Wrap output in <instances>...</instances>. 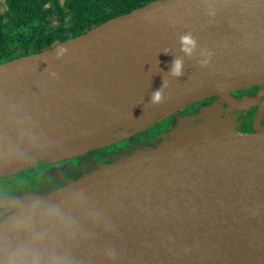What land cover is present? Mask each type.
<instances>
[{
	"label": "water",
	"instance_id": "water-1",
	"mask_svg": "<svg viewBox=\"0 0 264 264\" xmlns=\"http://www.w3.org/2000/svg\"><path fill=\"white\" fill-rule=\"evenodd\" d=\"M189 32L199 49L177 80L167 73ZM59 48L67 52L58 59ZM201 51L211 54L207 67ZM163 79L165 102L154 106ZM253 84H264V0L155 1L0 64V173ZM182 127L177 139L27 206L0 197V264L29 242L57 264H264V128L238 131L217 103ZM22 218L30 232L18 227Z\"/></svg>",
	"mask_w": 264,
	"mask_h": 264
},
{
	"label": "trees",
	"instance_id": "trees-1",
	"mask_svg": "<svg viewBox=\"0 0 264 264\" xmlns=\"http://www.w3.org/2000/svg\"><path fill=\"white\" fill-rule=\"evenodd\" d=\"M0 1L8 7L4 16L0 13V64H3L42 53L159 0H64V5L62 0ZM5 18L10 22L8 28L4 26ZM54 18L58 21L56 26L52 22ZM124 143L126 140L116 142L120 146ZM148 145L143 143L124 152L133 153Z\"/></svg>",
	"mask_w": 264,
	"mask_h": 264
},
{
	"label": "rangeland",
	"instance_id": "rangeland-1",
	"mask_svg": "<svg viewBox=\"0 0 264 264\" xmlns=\"http://www.w3.org/2000/svg\"><path fill=\"white\" fill-rule=\"evenodd\" d=\"M61 4L64 5V0L61 1ZM7 12L8 7L6 3L4 1H0V13L4 16ZM52 22L54 26L58 24V21L55 18L52 20ZM9 23V19L5 18L4 26L6 28L9 27ZM235 91L237 90H233L229 93H233ZM225 96L226 94H222L213 97L216 99H223ZM210 98L182 106L179 110L159 117L151 122V124L145 125L142 128L139 127L137 129L132 128L121 131L120 133L114 135L112 139L97 143L90 147H86L81 151H75L63 156L48 159L49 169L47 166H44L45 169H43L41 172L42 176L45 177L61 179L67 168L75 167L78 164L77 167L73 169V173L65 181H47L43 184H39L38 181L35 182L32 180V178H28V175L23 176V173H27L29 166H20L14 168L10 172H2L0 173V178L3 176L7 178L0 180V196L10 194H13V196H19L23 200V205L27 206L33 202H36L46 194L56 191L66 186L68 183L97 170L101 165H105L104 163L107 161L112 163L124 158L127 154L125 152H118L116 149V142H122L127 138L135 139L141 136V134L149 136L148 146H158L167 141L177 139L179 132L183 128L182 122L184 119L196 116L198 114L196 112L201 106V108H206L216 103L219 105L218 102H212ZM221 123L222 120H220L216 126L220 125ZM194 135L195 132L188 134L190 137H194ZM96 156L99 157L102 162H99ZM81 157L82 159L79 162ZM18 174H20L19 181L16 180L15 177ZM27 187L32 189H26ZM4 212L5 211H3V213Z\"/></svg>",
	"mask_w": 264,
	"mask_h": 264
},
{
	"label": "flooded vegetation",
	"instance_id": "flooded-vegetation-1",
	"mask_svg": "<svg viewBox=\"0 0 264 264\" xmlns=\"http://www.w3.org/2000/svg\"><path fill=\"white\" fill-rule=\"evenodd\" d=\"M210 99L212 102L215 101L218 102L219 105H221L223 116L229 117L234 122L237 130H240L244 133H254L256 132L257 127L264 128V84L237 89V91L227 94L223 99H216L215 97H212ZM201 107L198 108L196 113H199ZM148 140L149 136L141 134V136L135 139L127 138L126 143H124L123 146L116 145V149L118 150V152H124V150L135 148L140 144L149 143ZM82 157L80 158L79 162L81 161ZM96 158L99 160V162H102L99 157L96 156ZM109 163L111 162L107 161L104 164ZM77 165L75 167H77ZM44 166H47L48 168V159L29 166L27 173H23V176L28 175V178H32V180H34L35 182L38 181L39 184H43L47 181L62 182L67 180V178L73 173L72 171L75 168H67L63 173L61 179H57L42 176L41 172L43 169H45ZM34 170H37L38 173H34ZM19 176L20 174L15 176L16 180L18 181L20 179ZM4 178L7 177L3 176L0 178V180H4ZM26 189L32 188L27 187ZM6 196H13V194L0 197ZM3 216V210H0V221L3 219Z\"/></svg>",
	"mask_w": 264,
	"mask_h": 264
},
{
	"label": "clouds",
	"instance_id": "clouds-1",
	"mask_svg": "<svg viewBox=\"0 0 264 264\" xmlns=\"http://www.w3.org/2000/svg\"><path fill=\"white\" fill-rule=\"evenodd\" d=\"M179 44L180 51L181 53H183V55L174 57L170 66V70L167 73L168 76L177 80L184 76L185 57H187L188 59H192L196 56L199 49L197 40L190 32L180 35ZM66 52V48H59L57 58H62L66 54ZM164 54H171L170 50H165ZM205 55L208 56V59H202L198 61L201 67H207L208 63L210 62L211 54H206L203 51L200 52V56L203 57ZM168 87V81L163 79L161 88L151 93L149 103L154 106L163 104L165 102V89ZM52 211H55V209H52ZM18 227L24 232L31 231L29 224L23 218L19 221ZM57 260L58 258L55 255H52L47 258V261H45L41 253L35 249L31 242H29L11 253L8 258L7 264H57Z\"/></svg>",
	"mask_w": 264,
	"mask_h": 264
},
{
	"label": "bare ground",
	"instance_id": "bare-ground-1",
	"mask_svg": "<svg viewBox=\"0 0 264 264\" xmlns=\"http://www.w3.org/2000/svg\"><path fill=\"white\" fill-rule=\"evenodd\" d=\"M254 85H259V84H253V85H248V86H239L236 89H240V88H245V87H250V86H254ZM252 257H254V254H252Z\"/></svg>",
	"mask_w": 264,
	"mask_h": 264
}]
</instances>
